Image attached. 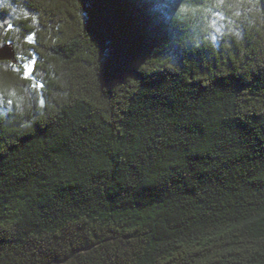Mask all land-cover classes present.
<instances>
[{
    "label": "trees",
    "instance_id": "1",
    "mask_svg": "<svg viewBox=\"0 0 264 264\" xmlns=\"http://www.w3.org/2000/svg\"><path fill=\"white\" fill-rule=\"evenodd\" d=\"M5 43L0 264H264V0H0Z\"/></svg>",
    "mask_w": 264,
    "mask_h": 264
},
{
    "label": "water",
    "instance_id": "2",
    "mask_svg": "<svg viewBox=\"0 0 264 264\" xmlns=\"http://www.w3.org/2000/svg\"><path fill=\"white\" fill-rule=\"evenodd\" d=\"M0 60H14V49L11 43L0 46Z\"/></svg>",
    "mask_w": 264,
    "mask_h": 264
},
{
    "label": "snow or ice",
    "instance_id": "3",
    "mask_svg": "<svg viewBox=\"0 0 264 264\" xmlns=\"http://www.w3.org/2000/svg\"><path fill=\"white\" fill-rule=\"evenodd\" d=\"M11 27V25H9V28ZM28 40L29 42H31L32 40V37L29 36L28 37ZM34 63V61L32 62ZM32 63H29L28 65L25 66V72H24V75L27 77L29 73H31L33 71V68H32Z\"/></svg>",
    "mask_w": 264,
    "mask_h": 264
},
{
    "label": "clouds",
    "instance_id": "4",
    "mask_svg": "<svg viewBox=\"0 0 264 264\" xmlns=\"http://www.w3.org/2000/svg\"><path fill=\"white\" fill-rule=\"evenodd\" d=\"M237 38L239 39L240 37L238 36ZM10 94H14V93H10Z\"/></svg>",
    "mask_w": 264,
    "mask_h": 264
}]
</instances>
